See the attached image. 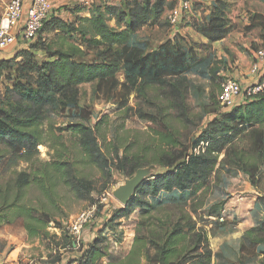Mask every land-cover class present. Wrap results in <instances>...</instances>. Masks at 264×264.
<instances>
[{"label": "trees", "instance_id": "obj_1", "mask_svg": "<svg viewBox=\"0 0 264 264\" xmlns=\"http://www.w3.org/2000/svg\"><path fill=\"white\" fill-rule=\"evenodd\" d=\"M229 1L234 0H215L208 22L196 25L197 31L210 43L224 40L234 28L228 17ZM122 4L98 6L91 17L75 23L46 21L39 37L29 43L28 49L18 54L17 58H23V61L17 64L15 85L13 88L6 87V96L0 99V147L4 148L2 158L10 157V166L14 167L19 162H33L39 154L38 147L44 144L42 128L50 114L61 106L74 104L77 88L84 84L96 83L98 87L104 86L106 89V101L98 115L100 128L108 123L111 116L131 110L129 102L132 95L137 94L152 104L149 94L155 91L169 100L167 112L176 111L180 119L189 122L185 104V93L189 86L187 74L200 62L193 48L178 37L155 50L133 45L132 42L140 29L160 20L169 5L167 0H131ZM255 18L257 16L251 19L250 28L258 26L253 25ZM112 21H115L116 27L111 26ZM63 29H67L69 34L78 33L81 44L68 43L65 38L59 37L55 50L49 45L45 46L44 33L61 34ZM85 48L100 50L103 59L85 61ZM39 49H44L53 61L43 64L32 61L33 52ZM11 62L0 61V78L12 68ZM121 71L125 82L119 84L116 76ZM208 113L211 116L208 124L189 144H182L172 135L157 133L167 148L163 147L164 151L158 153L154 164L165 171L146 180L137 190L133 198L136 200H131L113 218L127 219L138 208L143 210L128 256L121 259L110 253L102 237L108 229V225H105L88 248L82 246L78 249L80 259L68 264H142L144 261L147 264H214V259H224L221 253H213L208 231L198 227V215L199 211L206 209L204 199L209 190L207 185L212 179L219 181L223 170L241 172L252 184H256L264 161V93L227 112L213 110ZM140 117L156 121L151 115L140 113ZM72 130L80 137L81 151L89 164L103 173L109 175L115 166L118 172L131 177L144 167L137 156L125 155L120 158L118 151L115 157L110 152L103 153L94 137L93 128L79 124L74 125ZM54 167L62 173L65 185L84 197L82 191L86 187L72 171L63 164ZM51 178L44 173L48 183ZM31 180L29 174L19 173L16 199L11 201V192L8 191L4 196V209L17 207L22 191L31 184ZM174 191L193 193L194 198L192 202L179 200L163 206L143 201L161 192ZM214 208L221 210L223 203L210 207L202 218H217L212 213ZM18 210L23 212L21 207ZM161 210L166 211L164 217L153 216ZM28 216L35 223H30V226L33 228L40 224L38 228L44 236L49 235L46 230L51 224L62 231L56 243L58 251L76 249L80 243L66 236L61 223L50 218L42 222L33 215ZM30 231L38 234L33 229ZM258 246L264 247L263 223L244 234L241 251Z\"/></svg>", "mask_w": 264, "mask_h": 264}, {"label": "rangeland", "instance_id": "obj_2", "mask_svg": "<svg viewBox=\"0 0 264 264\" xmlns=\"http://www.w3.org/2000/svg\"><path fill=\"white\" fill-rule=\"evenodd\" d=\"M103 1V4L123 3L122 5H124L131 0ZM240 3L242 0L229 1L232 24L234 23V13H237V6ZM243 4L247 9L255 8L264 13L263 0H243ZM177 7L176 1H170L167 10L171 11ZM123 8L125 7L123 6ZM169 14H163L156 24L140 29L133 36V45L155 50L176 37V35L174 36L176 28L172 27ZM182 14L183 17L179 19L177 27L188 18L186 12ZM249 21L252 23L251 19ZM254 21L253 25L260 27L261 33L258 35L263 36L264 16H257ZM112 27H116V23L112 24ZM233 27H236L233 29H235L234 32H237L238 24L234 23ZM245 31L248 36L249 28H246ZM42 37L46 39L45 46L49 45L54 50L58 48L59 37L65 38L68 43L81 44L80 35L78 33L69 34L67 29H63L61 34L47 31ZM244 37L246 38V35ZM235 40L237 39L235 38ZM187 44L195 51L200 64L203 61L202 54L209 50L208 45L200 41H191ZM260 48L263 49L264 45H252V50L255 52ZM85 51L86 57L83 59L87 62L103 59L100 50L85 48ZM33 54L32 61L39 64L53 61L44 49L35 50ZM9 61H13L10 63L12 68L5 71L3 77L0 78V99H4L6 96V87H14L18 74L17 64L23 61V58L16 57ZM202 72H205L203 66L197 65L191 71V76L187 74L189 86L185 93V104L189 122L180 119L176 111L167 112L170 105L169 100L164 99L161 94L159 95V91H155L149 94L150 99L154 102H151L152 104L137 94L132 95L129 102L131 110L111 116L108 123L100 128L98 115L106 101L104 95L106 89L104 86L98 87L96 83H90L77 88L74 104L61 106L50 114L42 128L44 144L38 147L39 154L32 163L19 162L12 167L9 163L10 157L2 158L4 148L0 147V264L16 262L19 264H40L46 260L57 259H64L67 261L66 264L70 261L76 262L80 259V255L77 253L78 249L82 246L88 248L103 231L105 225H108V229L102 237L105 239L110 253L121 259L128 256L134 244L136 229L143 210L138 208L127 219L113 220L126 207L113 196V192L124 184L125 179H131L135 174L131 177L126 176L113 166L111 173L107 175L96 166L89 164L81 151L80 137L73 132L72 127L80 124L93 128L94 137L105 154L110 152L115 157L118 151L120 158L125 155L140 158L144 163L142 168L156 166L154 161L158 159V153L164 151L163 147L167 148L161 143L158 132L172 135L182 144H189L208 124L211 117L208 111H229L217 101L222 79L212 78L210 82H205L201 76ZM8 78L10 79L8 80ZM116 81L119 84L125 82L123 71L118 73ZM119 89L118 87L117 90ZM159 109L162 110V116ZM140 113L151 115L156 118V121L152 122L147 117L142 118ZM60 164L66 165L80 180V183L86 187L83 188V191L81 190L84 197L77 195L65 185L62 173L54 167ZM164 171L165 169L157 166L156 174H162ZM21 172L29 174L32 182L22 191L17 207L4 209V196L8 191L11 192V201L16 199L17 179ZM44 173L52 176L50 183L44 179ZM257 177L256 184H252L243 173L225 169L221 172L219 181L212 179L207 185L209 190L204 199L206 209L204 212L199 211L198 227H203L208 231L213 253H221L224 257L219 261L214 259V264H264L263 246L241 251L244 234L251 228L264 224V161ZM150 178L152 177L147 180ZM193 198V193L174 191L173 193L161 192L158 196L147 197L143 201H147L150 205L163 206L179 200L192 202ZM217 203H223L221 210L214 208L212 212L218 217L203 219V214L209 212L210 207ZM19 207L23 208V212L18 210ZM90 210H94L95 213L91 220L92 223L85 228L80 243L77 244L76 249L72 250L69 248L57 250L56 243L59 242L62 231L53 228L54 224H51L46 230L49 235L44 236L38 228L40 224L38 227L30 226L35 223L28 216V214L33 215L37 219H41L42 222L50 218L61 223L67 233L66 236L69 237V222ZM165 214L166 211L161 210L154 213L153 216L162 218ZM30 229L38 234H32ZM142 264H147V262L144 261Z\"/></svg>", "mask_w": 264, "mask_h": 264}, {"label": "crops", "instance_id": "obj_3", "mask_svg": "<svg viewBox=\"0 0 264 264\" xmlns=\"http://www.w3.org/2000/svg\"><path fill=\"white\" fill-rule=\"evenodd\" d=\"M170 1H176L178 3V7L171 11H168V7H166L165 13L171 14L173 11L179 9L182 0H167L168 4H170ZM9 2L10 0H0V17L4 15ZM30 2L31 0H26V5L29 6ZM103 2V0H51V13L47 21L60 20L65 23H75L79 19L91 17V13L94 8L105 5ZM190 3L192 5V10L189 13H186L188 16L187 20L183 21V23H181L178 27H175L174 36L176 35V37L182 39L186 43H191V41H200L203 44L208 45V52L202 54L203 61L198 64L199 66L202 65L205 69V72L201 73L204 81L210 82L212 78H220L222 79V82L226 79H234L238 81L243 88L257 82L258 72L255 73L253 71V66L255 63L259 62L257 57L258 50L256 52L253 51L252 45H264V35H258L261 33L259 26L250 28L252 27V23L249 19L256 16L259 17L260 15L264 16V13L256 10L255 8L247 9L244 7L242 0V3L237 6V13H234V23L238 24L239 30L237 29V32H234L237 27L236 25V27H234L235 29H233L224 40L210 43L197 31L196 25H202L208 22L211 10L215 5V0H192ZM230 16L231 15L228 12V17L231 20L232 17ZM182 17L183 14L180 18ZM205 19L206 22H204ZM114 23L115 21H112L111 26ZM246 28H250L248 36L245 31ZM245 35L246 38L244 37ZM176 37L170 41H174ZM235 38L237 40H235ZM28 45L29 43L24 42L19 38L14 45L9 47L7 50L0 52V61L15 59L21 51L28 48ZM259 66V70L262 71L264 69V63L260 62ZM191 75V72L190 74L188 73V76ZM66 263L67 261L64 259H57L46 260L40 264ZM13 264L19 263L16 262Z\"/></svg>", "mask_w": 264, "mask_h": 264}, {"label": "built area", "instance_id": "obj_4", "mask_svg": "<svg viewBox=\"0 0 264 264\" xmlns=\"http://www.w3.org/2000/svg\"><path fill=\"white\" fill-rule=\"evenodd\" d=\"M191 10L190 2H181L179 9L169 15L172 27H177L182 13H189ZM50 13L51 0H31L29 6L26 5V0H10L4 15L0 17V52L14 45L19 38L27 43L36 40ZM257 57L259 62L253 66V71L258 72L257 82L245 88L234 79L222 82L217 100L225 109L231 110L238 105L246 104L264 93V69L259 70V63H264V48L257 51ZM94 215V210L85 211L69 222L68 230L72 239L80 242L83 231L92 223Z\"/></svg>", "mask_w": 264, "mask_h": 264}, {"label": "water", "instance_id": "obj_5", "mask_svg": "<svg viewBox=\"0 0 264 264\" xmlns=\"http://www.w3.org/2000/svg\"><path fill=\"white\" fill-rule=\"evenodd\" d=\"M192 1V0H182ZM157 166H150L148 168H140L136 171L135 175L131 179H125L124 184L118 187L113 196L127 206L131 200L135 197L137 190L140 186L149 178L156 174Z\"/></svg>", "mask_w": 264, "mask_h": 264}]
</instances>
